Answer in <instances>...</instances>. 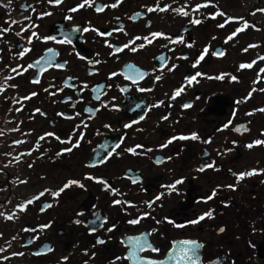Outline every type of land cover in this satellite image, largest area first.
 <instances>
[{
	"label": "flooded vegetation",
	"instance_id": "af4514ba",
	"mask_svg": "<svg viewBox=\"0 0 264 264\" xmlns=\"http://www.w3.org/2000/svg\"><path fill=\"white\" fill-rule=\"evenodd\" d=\"M81 3L0 0V264H136L130 238L159 249L140 258L192 238L204 263L264 264V166L247 156L264 152L247 147L264 140V111L236 110L234 94L244 103L245 49L264 55V23L247 19L264 0ZM246 119L250 132L234 133Z\"/></svg>",
	"mask_w": 264,
	"mask_h": 264
},
{
	"label": "snow or ice",
	"instance_id": "6c2138e0",
	"mask_svg": "<svg viewBox=\"0 0 264 264\" xmlns=\"http://www.w3.org/2000/svg\"><path fill=\"white\" fill-rule=\"evenodd\" d=\"M50 2H54L55 4H59L61 3V0H50ZM85 6H89L91 7V3H90V0H83V3H81L80 5H78V7L80 8H83ZM115 5H113L114 7ZM167 6H165L166 8ZM200 7H207V5H196V9L198 10ZM157 8L160 10V11H164L165 8H160L159 5H157ZM77 9L76 8H72L70 9V11H76ZM156 9L154 8H148V11L149 12H152ZM96 11L99 12V11H102V8L101 7H97L96 8ZM177 11H180L181 14H183L184 16H188V12L187 11H184L183 9H178ZM261 11H264V9H262ZM47 14V13H46ZM219 15H224V13H218ZM68 19H70L71 17H67ZM214 18V16H213ZM229 19H232V18H229ZM192 23L194 24H199L200 21L199 20H193ZM219 27H223L224 25L221 24V25H218ZM247 26V24L245 25ZM93 31H98V30H95V29H92ZM8 31L7 28H3V29H0V34H2L3 32H6ZM84 31H89V29L85 28ZM241 31V29H237V32ZM100 35H105V33H99ZM110 34V33H108ZM236 33H233L232 36H234ZM17 35H19V33H17ZM33 36H36V33H32ZM153 37H156V36H160L162 35L161 33H152L151 34ZM232 36H229L228 39H231ZM45 40H49V39H54V37H45L44 38ZM135 39H141L140 37H136ZM143 39L147 40L148 38L147 37H144ZM31 42V39H29V43ZM151 42V41H149ZM67 43H71V41H67ZM141 47H143V45H140ZM109 47H111V45H109ZM124 48H128L129 45L128 44H125L123 46ZM249 47H253V45H250ZM122 49L121 48H117L116 51L119 52L121 51ZM137 49L135 46H132L131 47V51L135 52ZM247 49H245L246 51ZM29 51V49H24V51L20 52L19 55L20 56H23L25 52ZM49 51H51V49H49ZM205 52H207V49H205ZM219 55V54H217ZM200 59H203V55H201ZM264 59V58H262ZM37 63H39V61H37ZM58 67H63V65H57ZM29 67H31V65H29ZM250 68L252 67V64H241L240 65V68ZM13 72H16V69L13 68L12 69ZM261 72H264V69H261ZM19 74V73H17ZM113 75H115V73H113ZM197 75H200L199 73H197ZM218 79H221L222 77H217ZM157 79H159V77H157ZM192 80L195 79V77H192L191 78ZM233 80L236 79V77H232ZM34 82H38V81H34ZM264 90V89H262ZM179 94V91H177L176 95ZM31 95H36V93H32ZM30 97H24V99H29ZM184 107H190V105H184ZM36 111H39L38 109ZM90 111V110H89ZM259 111H264V109H259ZM143 118V117H142ZM129 125H125V127H128ZM225 127H227V125H225ZM46 136H51L53 135L52 133H46L45 134ZM82 136V134H81ZM181 139H185L186 137H180ZM192 139H197L198 137L196 136L195 133L192 134ZM40 139H44V137H40ZM57 139H59L57 137ZM64 141H61V143H63ZM17 143H19V141H17ZM78 141L76 143V145L74 146H78ZM261 144H264V140H255L253 141V143H250L247 145L248 148H252L254 145H261ZM119 145H117L118 147ZM62 152H68V151H71V148H65V149H62L61 150ZM129 152L133 151V149H128ZM61 153H57V155H60ZM201 171H203V169H200ZM256 170H252L250 172H247V173H239L237 174V180H240V179H243L245 176H248V175H253L255 173ZM91 179V177H89ZM183 181L182 179H178L176 180L174 183L170 184V185H167V189L169 191H174L176 190V185H179L181 184ZM70 184H79L78 181H69L68 184H65L64 185V188H67ZM80 187H83L82 184L79 185ZM107 187V185H106ZM229 187H232V186H229ZM64 189L61 188L59 191H63ZM214 194V193H213ZM40 195H43V193H41ZM54 195H58V193H54ZM160 197L157 196L156 199H159ZM32 201H28V203H31ZM114 203H120V201H114ZM149 206H151V204H149ZM21 210H24L25 208V205H19L18 206ZM0 215H3V213H0ZM205 215H208L210 216L211 213H206ZM8 219H12V216H8L7 217ZM199 219H203V216H201ZM198 220H192L190 221V223L192 224H195L197 223ZM77 223H79V221H77ZM129 224H137L139 223V220L138 219H133V220H129L128 221ZM177 227H183V225H176ZM46 227V226H45ZM115 226L113 225V228ZM108 231H112V228H109ZM155 231V230H153ZM221 231H223V229H221ZM130 239H135L136 240V243L135 245L133 246L132 250L129 252L128 256L125 257V259H128V260H135L136 261V264H164L163 261H159V260H155V259H151V258H140L137 256V252H142L144 251L145 249L151 251V252H159V249L158 248H155L153 247L151 244H147V243H141L140 242V238H130ZM99 243H103V241H98ZM180 245H181V252L180 253H176L172 256H170L171 259H174L177 261V264H195V252L193 251V247H185V246H195V247H199L195 241H183V242H180ZM0 251H3V249H0ZM13 255H23V253H13ZM4 259H7V257H4ZM66 259V258H65ZM117 259H120V257H117Z\"/></svg>",
	"mask_w": 264,
	"mask_h": 264
},
{
	"label": "water",
	"instance_id": "95a60500",
	"mask_svg": "<svg viewBox=\"0 0 264 264\" xmlns=\"http://www.w3.org/2000/svg\"><path fill=\"white\" fill-rule=\"evenodd\" d=\"M187 241H193V240H187ZM180 242H183V241H178L175 243V245H176L175 248L167 255V258L163 261L164 264H177V261L174 259H171L170 256L181 252ZM196 244L199 247H195V246H185V247H193V250H195L197 252V253H195V257H194L195 264H201V261H200V244L198 242H196Z\"/></svg>",
	"mask_w": 264,
	"mask_h": 264
},
{
	"label": "rangeland",
	"instance_id": "374dc122",
	"mask_svg": "<svg viewBox=\"0 0 264 264\" xmlns=\"http://www.w3.org/2000/svg\"><path fill=\"white\" fill-rule=\"evenodd\" d=\"M250 53L251 56L248 58V62H252L258 55L263 53L262 46H255V47L253 46L250 50ZM263 64H264V60L257 62L255 65H253V67H251L252 69L251 71H253V73L258 71Z\"/></svg>",
	"mask_w": 264,
	"mask_h": 264
}]
</instances>
